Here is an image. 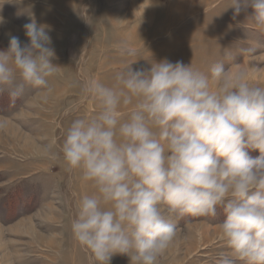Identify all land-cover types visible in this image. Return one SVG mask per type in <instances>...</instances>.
Returning <instances> with one entry per match:
<instances>
[{
    "label": "clouds",
    "instance_id": "1",
    "mask_svg": "<svg viewBox=\"0 0 264 264\" xmlns=\"http://www.w3.org/2000/svg\"><path fill=\"white\" fill-rule=\"evenodd\" d=\"M249 7L264 30V0H231L229 8L235 18ZM23 27L28 42L9 33L0 50V92L15 100L30 87L47 102L60 68L52 39L34 17ZM117 47L121 56L135 54L127 41ZM132 64L111 86L85 81L81 94L98 111L66 130L63 160L95 189L77 202L74 238L97 264L115 255L158 264L176 239L178 218L215 216L219 207L225 250L215 264H264V87L223 63L210 76L182 61ZM54 145L42 153L53 156Z\"/></svg>",
    "mask_w": 264,
    "mask_h": 264
},
{
    "label": "rangeland",
    "instance_id": "2",
    "mask_svg": "<svg viewBox=\"0 0 264 264\" xmlns=\"http://www.w3.org/2000/svg\"><path fill=\"white\" fill-rule=\"evenodd\" d=\"M230 5L231 0H0V50L8 47L9 33L28 42L23 26L34 17L46 26L55 50L52 62L60 67L49 80L53 91L47 102L30 87L15 100L0 92L5 125L0 129V264H97L71 231L78 200L95 189L80 170L68 168L60 151L72 121L98 111L97 103L81 94L85 81L95 78L111 86L131 63L134 70L150 69L167 59L209 76L223 63L264 87V30L252 20L251 7L234 18ZM123 41L133 56L120 55ZM53 140L54 155H44L42 147ZM224 218L219 207L215 216L178 218L176 239L158 264H215L225 250L219 232ZM111 264H130L129 257L115 255Z\"/></svg>",
    "mask_w": 264,
    "mask_h": 264
},
{
    "label": "bare ground",
    "instance_id": "3",
    "mask_svg": "<svg viewBox=\"0 0 264 264\" xmlns=\"http://www.w3.org/2000/svg\"><path fill=\"white\" fill-rule=\"evenodd\" d=\"M3 27H5L4 25H3ZM196 226H203V227H206V226H204V225H202V224H197ZM215 229V228H214ZM217 229V228H216Z\"/></svg>",
    "mask_w": 264,
    "mask_h": 264
}]
</instances>
